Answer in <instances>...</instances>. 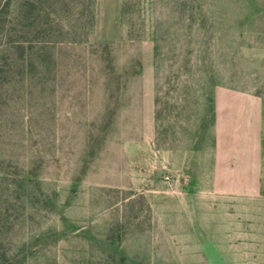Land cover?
Returning a JSON list of instances; mask_svg holds the SVG:
<instances>
[{"label": "rangeland", "instance_id": "obj_1", "mask_svg": "<svg viewBox=\"0 0 264 264\" xmlns=\"http://www.w3.org/2000/svg\"><path fill=\"white\" fill-rule=\"evenodd\" d=\"M219 87L264 98V0H0V264H264Z\"/></svg>", "mask_w": 264, "mask_h": 264}, {"label": "crops", "instance_id": "obj_2", "mask_svg": "<svg viewBox=\"0 0 264 264\" xmlns=\"http://www.w3.org/2000/svg\"><path fill=\"white\" fill-rule=\"evenodd\" d=\"M213 105L208 192L219 207L228 203L246 207L244 202L264 196V98L244 89L219 87Z\"/></svg>", "mask_w": 264, "mask_h": 264}, {"label": "built area", "instance_id": "obj_3", "mask_svg": "<svg viewBox=\"0 0 264 264\" xmlns=\"http://www.w3.org/2000/svg\"><path fill=\"white\" fill-rule=\"evenodd\" d=\"M165 179L168 180V177H166Z\"/></svg>", "mask_w": 264, "mask_h": 264}]
</instances>
